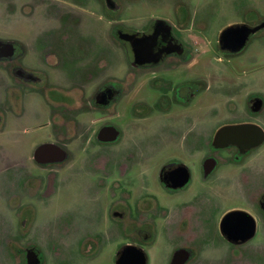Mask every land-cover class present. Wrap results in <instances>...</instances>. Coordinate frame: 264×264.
Returning a JSON list of instances; mask_svg holds the SVG:
<instances>
[{"label": "rangeland", "instance_id": "obj_1", "mask_svg": "<svg viewBox=\"0 0 264 264\" xmlns=\"http://www.w3.org/2000/svg\"><path fill=\"white\" fill-rule=\"evenodd\" d=\"M175 1L118 0L120 9L107 10L96 0L94 15L86 16L79 28V52L107 54L112 75L121 76L130 70V65L113 36V28L124 25L146 29L162 13L171 16ZM187 3L191 48L198 60L192 70L202 72L206 78V106L201 110L191 109L182 117L177 114L171 118L136 119L145 116L146 110L130 99L113 122L135 142L126 140L112 147L88 139L89 132L101 126V123L90 125L92 119L102 113L96 110L82 114L79 132L85 130V135L79 140L59 142L71 153L70 160L64 163L68 166L67 178L61 183L60 193L42 197H31L28 193L25 177H45L47 173L32 160L33 152L40 144L53 140L50 134L54 129L53 125L33 129L37 115L50 114L41 104L20 110L8 103V71L0 63V114L4 117L0 124V264H25L21 251L32 245L41 250L43 264H116L121 247L135 241L140 219L132 200L104 201L101 190L105 186L101 183L104 166L124 158L131 170L138 166L135 170L142 172L140 180L162 192L156 183L162 159L159 150L173 149L196 168L204 152L212 149L211 143L221 126L248 118V95L257 93L264 97V35L255 36L238 58L220 57L218 47L222 29L239 21L256 22L264 17V0H188ZM9 6V0H0V30L39 34L44 24L40 10L25 17L23 13H10ZM26 45L29 53L43 52L33 40L26 41ZM115 109L119 111L120 107ZM259 116L264 122V112ZM25 128L29 130L26 135L17 132ZM133 147L142 149L145 155L139 158L123 154L122 150ZM220 150L224 156L214 175L203 184L197 180L182 196L168 201L169 206L177 205L205 191L212 196L209 209L218 216H192L194 222L190 225L176 221L174 216H152L143 226V232L153 235L143 243L148 264H169L179 245H190L195 254L192 264H264V230H259L245 246L234 247L218 226L219 215L230 208L245 207L258 212L242 188V173L254 165L264 169V143L243 160L234 157L232 147ZM50 180L51 185H57L55 175L49 184ZM37 183L36 179L29 181L32 186ZM126 211L132 217L120 220L115 216ZM123 227H127L126 233L122 232Z\"/></svg>", "mask_w": 264, "mask_h": 264}, {"label": "flooded vegetation", "instance_id": "obj_2", "mask_svg": "<svg viewBox=\"0 0 264 264\" xmlns=\"http://www.w3.org/2000/svg\"><path fill=\"white\" fill-rule=\"evenodd\" d=\"M187 1L176 0L171 6V16L162 13L153 18L146 29L138 30L124 25L113 28V36L124 50L130 65L129 71H124L121 76L116 77L111 73V60L107 54L79 52V28L86 16L94 15L96 0H9L10 13L19 12L25 17L27 14L31 17L40 10L44 16V24L39 34L33 35H22L17 31H10L11 29L9 33L0 30V63H3L8 71V103L14 104L20 110L36 104L47 108L49 116L37 115L33 129L53 125L54 130L50 134L53 140L44 143H54L66 152V156L60 161L40 162L35 157V150L41 144L35 148L32 160L47 173L45 177H25L31 197L60 193L61 183L67 178L68 166H64V163L70 160L71 153L59 142L79 140L85 135V130L79 132L82 114L96 110L102 113L92 119L90 125L101 123V126L92 129L88 139L112 147L126 140L135 142L133 138L125 136L113 122L114 117L120 115L123 104L128 103L130 99L131 103L146 110L145 116L136 119L171 118L177 114L182 117L191 109L201 110L206 106V78L202 72L192 70L198 60L191 48L190 4ZM99 3L107 10L121 8L118 0H100ZM233 25L240 27L236 32L235 41L241 38L242 29H248L246 42L242 49L233 51L225 46V42H221L225 28L222 29L218 34L220 57L238 58L247 50L255 36L261 38L264 35V17L256 22L246 19ZM253 28L257 29L251 31ZM28 40L39 43L43 52L29 53L26 45ZM4 44H7V47ZM118 107L119 111L115 109ZM112 108L115 109L113 113L110 112ZM247 108V119L229 123L251 124L236 128L224 141H235L236 144L216 147L213 139L212 149L204 152L205 156L194 169L175 150H159L162 159L159 161L161 165L157 171L156 183L162 188V192L153 190L147 186V181L140 180L142 172L135 170L138 166L131 170L124 158L104 166L101 179V183L105 184L101 186L104 201L132 200L136 206V216L140 219L138 225L142 228L137 225L135 241H129L128 244L143 249V243L153 238L149 232H143L144 224H148L152 216H174L176 221H186L189 225L194 222L192 216H218L209 209L208 203L212 196L205 191L195 193L177 205L169 206L168 201L182 196L197 180L203 184L214 175L224 156L220 154V149L232 147L235 149L234 157L243 160L254 148L264 143L263 140L261 144L246 149V145L252 143L257 136L256 126L264 131V122L259 116L264 112V97L257 93L248 95ZM3 118L0 114V124ZM111 127L117 130L114 138L112 134L105 133V130ZM26 131L29 130H17L20 135H26ZM224 142L222 143L225 144ZM122 152L130 157L141 158L145 155V152L137 147L124 149ZM53 156L56 158V155ZM50 158L52 157L46 156L40 160ZM249 168L242 173V188L248 194L247 198L256 205L258 212L254 213L245 207H233L219 215V231L234 247L245 246L259 230H264V169L256 165ZM53 175L58 179L56 186L51 185V180L49 184ZM35 179L38 180L37 186L30 185L29 181ZM29 210L34 212L33 209ZM231 210L242 212L234 215L238 216L237 218L226 222L224 217ZM131 214L126 211L116 213L115 216L124 220L132 217ZM250 216L255 221L256 231L253 237L243 242L242 238L252 221ZM126 231L127 227H123L122 232ZM128 244L122 246L117 253L116 264L123 248ZM31 249L38 253L40 264H43L42 252L35 245L21 251L24 253L25 264H28L27 252ZM179 251L187 255L184 264H192L195 254L190 245L177 246L169 264ZM145 254L148 264L146 251Z\"/></svg>", "mask_w": 264, "mask_h": 264}, {"label": "water", "instance_id": "obj_3", "mask_svg": "<svg viewBox=\"0 0 264 264\" xmlns=\"http://www.w3.org/2000/svg\"><path fill=\"white\" fill-rule=\"evenodd\" d=\"M257 28L251 29V31L256 30ZM240 30V27L236 25H229L225 30L223 31L221 35V42H225V46L230 47L233 51H238L242 49L246 42V37L248 36V29L244 28L241 38L238 41H235L236 32ZM2 42L0 41V45ZM5 47H7V44H4ZM251 124H226L223 125L216 133L214 137L213 144L216 147H224L229 144H236L235 141H231L228 143H225L224 141L227 139V136L229 137L234 133V130L238 127L242 126H250ZM255 126V125H254ZM257 130V136L255 140L252 143H249L246 145V149H250L254 146H257L261 144L264 140V131L261 127L256 126ZM104 131V130H103ZM105 133L112 134L113 138L117 134L116 128L111 127V129L105 130ZM224 142L225 144H223ZM56 155V158L53 156ZM48 157L51 156L50 160L48 159H41V157ZM66 156V152L63 148L60 146L54 144V143H44L41 144L36 150H35V157L39 159L40 162H47V161H60ZM239 212H242L240 210H231L229 211L226 216L224 217L225 221H232L234 218H237L238 216H234L238 214ZM251 222L249 224V227L247 228L245 236L242 238V241H247L251 237L254 236L256 231V225L255 221L252 216H250ZM187 258V255L183 251L176 252L173 261L171 264H184L185 260ZM27 259L28 264H40V258L38 256V253L31 249L27 252ZM117 264H147V256L145 254V251L136 245L128 244L126 245L119 258H117Z\"/></svg>", "mask_w": 264, "mask_h": 264}]
</instances>
